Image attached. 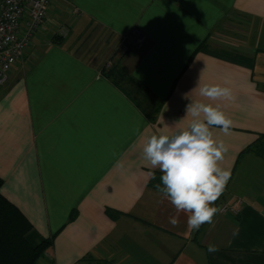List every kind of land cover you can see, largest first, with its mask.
<instances>
[{
	"label": "crops",
	"instance_id": "obj_1",
	"mask_svg": "<svg viewBox=\"0 0 264 264\" xmlns=\"http://www.w3.org/2000/svg\"><path fill=\"white\" fill-rule=\"evenodd\" d=\"M134 29L146 44L117 55ZM110 61L161 103L154 118L104 75ZM205 84L233 99L201 97ZM197 101L233 121L229 135L213 128L231 171L214 206L240 203L190 231L142 149L186 127ZM262 135L264 0H55L0 86L1 192L54 236L36 264H264V157L251 150Z\"/></svg>",
	"mask_w": 264,
	"mask_h": 264
},
{
	"label": "clouds",
	"instance_id": "obj_2",
	"mask_svg": "<svg viewBox=\"0 0 264 264\" xmlns=\"http://www.w3.org/2000/svg\"><path fill=\"white\" fill-rule=\"evenodd\" d=\"M199 95L208 100L233 99L228 87L205 84L199 86ZM186 116L190 122L186 127L172 133L151 135L142 149V157L151 168L162 173L157 191L167 198L177 214H187V228L197 231L207 223L214 222L220 209L214 206L231 178L230 169L221 167L228 147L214 136L213 128L229 135L233 121L219 105L191 102L186 105ZM162 185V186H161ZM177 226L178 217L170 218ZM215 245L208 246L215 253Z\"/></svg>",
	"mask_w": 264,
	"mask_h": 264
},
{
	"label": "trees",
	"instance_id": "obj_3",
	"mask_svg": "<svg viewBox=\"0 0 264 264\" xmlns=\"http://www.w3.org/2000/svg\"><path fill=\"white\" fill-rule=\"evenodd\" d=\"M104 75L121 88L142 112L148 114L150 107L154 114L152 118L155 117L161 103L119 63L113 64ZM150 96L154 99L150 100ZM262 138L264 135L252 145L251 150L264 157V153L258 149ZM161 175L156 174L153 185L161 184ZM2 184L0 177V264H36L52 246L54 236L44 238L37 234L25 215L3 196ZM74 217L75 213L72 212L70 218Z\"/></svg>",
	"mask_w": 264,
	"mask_h": 264
},
{
	"label": "built area",
	"instance_id": "obj_4",
	"mask_svg": "<svg viewBox=\"0 0 264 264\" xmlns=\"http://www.w3.org/2000/svg\"><path fill=\"white\" fill-rule=\"evenodd\" d=\"M54 1L0 0V86L8 82L13 68L22 59L35 34L46 21ZM147 40L143 31L134 29L119 38L115 52L142 49ZM111 64V61L108 62L106 67ZM239 203L222 205L220 211L237 213Z\"/></svg>",
	"mask_w": 264,
	"mask_h": 264
},
{
	"label": "rangeland",
	"instance_id": "obj_5",
	"mask_svg": "<svg viewBox=\"0 0 264 264\" xmlns=\"http://www.w3.org/2000/svg\"><path fill=\"white\" fill-rule=\"evenodd\" d=\"M117 55H121V53L119 52ZM151 97V96H150ZM154 99L153 97L150 98V100ZM150 112L148 114H150L151 116H153V112L152 109L149 107ZM258 149L264 153V138H262V142L259 144Z\"/></svg>",
	"mask_w": 264,
	"mask_h": 264
}]
</instances>
